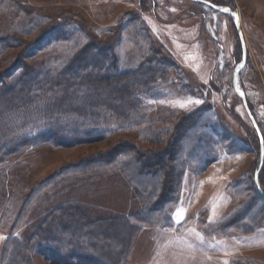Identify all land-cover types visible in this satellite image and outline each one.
<instances>
[{
    "label": "rangeland",
    "instance_id": "obj_1",
    "mask_svg": "<svg viewBox=\"0 0 264 264\" xmlns=\"http://www.w3.org/2000/svg\"><path fill=\"white\" fill-rule=\"evenodd\" d=\"M21 1H24L22 3H25L27 8L29 7L28 11L32 13L27 22L18 27H9L8 20H0V29L16 38L0 55V79L7 80L6 76L15 64L22 65L19 69L21 72L32 73L39 70L38 68H47L53 75L56 70L50 65L56 64L57 60L58 65H65L78 53L77 49L91 42H94L97 48L113 54L122 64L121 68H134L141 57V32L137 27L142 21L149 29L156 47L175 64L168 76L169 83L158 86V95L142 98L143 111L154 120L155 128L150 131L165 128L168 124H173L180 115L209 102L227 118L234 138L233 143L228 140L219 147L217 159L206 169L185 170L178 202L171 209L173 222L179 224L175 221L177 209L180 207L185 210L181 213L184 220L203 211L204 221L213 222L230 214L232 210L247 205L246 202L254 196L248 179L250 180V176L252 177L258 168L261 143L259 139L258 150V145H255L252 138L257 132L255 133L256 129L246 113L240 94L245 97L247 106L261 127V135L264 136V0H232L235 8L227 4L220 5L239 13V26L247 48V58L243 66L235 17L219 12L202 2ZM66 14H71L70 16L83 24L86 36L71 49H67V41L44 42L39 49L46 29L51 30L55 25H59L62 22L59 17ZM134 14L138 16L135 18L138 20L131 18ZM122 17H125L126 21H123ZM58 68L59 66L56 69L59 70ZM197 99L201 103L192 102ZM181 103L185 104V107L181 108ZM14 123L16 134L33 131L31 128L18 129L17 125L21 126V118H17ZM6 125L5 121H0V132ZM109 127L116 128L117 125L112 122ZM135 136V131L116 130L104 139L73 146L39 141L34 145L25 146L19 154L8 156L5 164L11 165L17 161L26 166L29 169L28 183L34 185L52 175L61 166L107 151L118 142L130 143L134 141ZM262 144L264 159V140ZM1 165L4 166V162H0V167ZM260 170L258 183L264 191V169L262 172ZM129 173L136 178L135 172L130 170ZM233 180L239 183L236 188L238 191L231 196L226 188ZM72 200L87 207L93 216L112 213L123 215L137 209L139 204L118 170L79 175L69 182L43 191L32 203L25 221L15 235L20 239L26 237L45 209ZM4 238L5 233L0 230V250ZM263 244L264 220L250 234H245L238 228H231L211 236H206L193 220L186 222L180 232H176L172 226L145 225L133 242L127 264H212L210 259L215 258L217 253L223 258L227 251L232 254L229 261L245 256L252 258L254 262L264 263L263 260L252 256L257 254L264 259ZM247 251H251L250 255L242 254ZM33 262L55 264L41 254H35Z\"/></svg>",
    "mask_w": 264,
    "mask_h": 264
},
{
    "label": "trees",
    "instance_id": "obj_2",
    "mask_svg": "<svg viewBox=\"0 0 264 264\" xmlns=\"http://www.w3.org/2000/svg\"><path fill=\"white\" fill-rule=\"evenodd\" d=\"M210 1L235 8L232 0ZM22 2L0 0V20H8L9 27L27 22L32 13ZM70 15L59 17V25L46 29L39 49L41 43L50 41H67V49H71L86 36L83 24ZM121 19L126 21L125 17ZM137 28L141 32V57L134 68H121L113 54L91 42L77 49L78 53L65 65H58V60L50 65L56 70L53 75L47 68L21 72L22 65L15 64L7 80L0 79V121L7 123L0 132V162H4L0 167V230L5 233L0 264H34L35 254L55 264H127L133 242L145 225L172 226L180 232L186 222L193 220L206 236H211L231 228L250 234L264 220V197L253 174L248 185L254 196L243 208L213 222L204 221L203 211L178 225L173 222L171 209L178 202L185 170L206 169L217 159L225 141L233 143V132L227 118L209 102L180 115L165 128L150 131L155 128L154 120L143 111L142 98L158 95V86L169 83L175 64L156 47L142 21ZM4 32L0 29V55L12 45L11 41H16L14 35ZM17 118H21L18 129L31 128L34 132L16 134ZM112 122L116 128L109 127ZM116 130L135 131L134 141L118 142L107 151L61 166L34 185L28 183L26 166L17 161L5 164L8 156L39 141L73 146L104 139ZM252 138L259 150V136L254 134ZM263 169L264 159L260 171ZM104 170H118L123 175L139 202L137 209L123 215L93 216L83 204L62 202L45 209L26 237L15 235L43 191L79 175ZM238 183L233 180L228 184L226 189L231 196L238 191ZM230 262L264 264L245 256Z\"/></svg>",
    "mask_w": 264,
    "mask_h": 264
},
{
    "label": "water",
    "instance_id": "obj_3",
    "mask_svg": "<svg viewBox=\"0 0 264 264\" xmlns=\"http://www.w3.org/2000/svg\"><path fill=\"white\" fill-rule=\"evenodd\" d=\"M194 1H198V2H202V3H204V4H207V5H209L210 7L214 8L215 10L220 11V12H224V13L231 14V15H233V13H235V15H233V16H234L235 19H236V29H237V34H238V38H239L240 45H241V49H242V66H243V65L245 64V62H246V58H247V48H246V43H245V39H244L243 33H242L241 28H240V26H239V13H238V11H237V10H236V11H232V10L224 11V9H226V8H224V7L220 6V5H217V4L213 3V2L210 1V0H194ZM240 69H241V68H240ZM240 69L237 70V71L235 72V74H236L238 71H240ZM234 88H235V90L238 92V90H237V88L235 87V85H234ZM240 95H241V97H242V99H243V102H244V108H245V110H246V113H247V115H248V117H249L251 123L253 124L254 128L256 129L257 134H258L259 139H260V143H261V146H260V160H259L258 168H257V170H256V172H255V174H254V181H255V184H256V186H257L258 191H259L260 194L264 197V193H263V191L261 190V187L259 186V183H258V171L260 170V168H261V166H262V163H263V144H262V143H263V138H262V135H261V131H260L259 127H258V124H257V122H256V120H255V118H254V116L252 115V113H251L249 107H248L247 104H246L245 97H244L242 94H240Z\"/></svg>",
    "mask_w": 264,
    "mask_h": 264
},
{
    "label": "crops",
    "instance_id": "obj_4",
    "mask_svg": "<svg viewBox=\"0 0 264 264\" xmlns=\"http://www.w3.org/2000/svg\"><path fill=\"white\" fill-rule=\"evenodd\" d=\"M191 241H193V240H191ZM195 242H197V241H195ZM194 245H196V243L194 244ZM264 245V244H263ZM260 252H262V251H260ZM249 253H251V251H247V252H244V253H242V254H249ZM218 254V253H217ZM215 255V258H213L212 260L210 259V261H211V263L212 264H224V262L225 261H227V264H231L230 263V257L232 256V254L231 253H228V251L226 252V256H224L223 258H220V257H222V256H219V255ZM206 255H210V254H206ZM250 255V254H249ZM252 256H254V257H256V258H258V259H261V260H263L264 261V259H263V257H260L259 255H253L252 254ZM207 257V256H206ZM208 257H210V256H208ZM212 257V256H211ZM132 264V263H131Z\"/></svg>",
    "mask_w": 264,
    "mask_h": 264
},
{
    "label": "snow or ice",
    "instance_id": "obj_5",
    "mask_svg": "<svg viewBox=\"0 0 264 264\" xmlns=\"http://www.w3.org/2000/svg\"><path fill=\"white\" fill-rule=\"evenodd\" d=\"M224 11H229V9H224ZM233 15H235V13H233ZM193 103H196V104H199L201 103L200 100H195V101H192ZM180 107L183 108L185 107V104L181 103L180 104ZM185 210L183 209V207H180L177 209V212H176V216H177V219H176V223H180L181 221L184 220V215H182L181 213H183ZM224 264H227V261L224 262Z\"/></svg>",
    "mask_w": 264,
    "mask_h": 264
}]
</instances>
